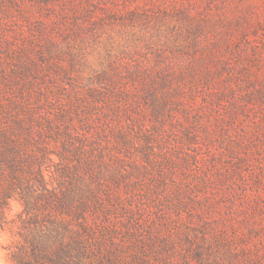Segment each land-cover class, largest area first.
<instances>
[{
    "label": "rangeland",
    "instance_id": "obj_1",
    "mask_svg": "<svg viewBox=\"0 0 264 264\" xmlns=\"http://www.w3.org/2000/svg\"><path fill=\"white\" fill-rule=\"evenodd\" d=\"M23 2L14 17L26 57L42 85L58 89L50 112L64 110L120 159L98 177L142 219L182 214L185 227H205V262L193 264H264V0ZM197 63L193 77L173 75ZM73 94L81 101H69ZM112 173L125 174L126 186L116 187ZM174 187L182 201L194 199L180 214L159 204L157 188ZM21 212L13 201L9 217ZM14 242L0 226V264H13Z\"/></svg>",
    "mask_w": 264,
    "mask_h": 264
},
{
    "label": "trees",
    "instance_id": "obj_2",
    "mask_svg": "<svg viewBox=\"0 0 264 264\" xmlns=\"http://www.w3.org/2000/svg\"><path fill=\"white\" fill-rule=\"evenodd\" d=\"M23 1L0 0V226L15 236L12 263L193 264L192 257L205 262L206 237L201 236L205 227H185L186 219L178 212L194 202L192 197L183 203L179 187L171 194L157 188L163 199L159 204H170L181 216L158 215L157 223L140 218L125 205L122 193L112 191L97 175L102 167L120 164L116 152H106L90 135L81 134L67 121L64 110L50 112L55 105L49 96L58 89L42 85L43 79L35 77L32 57H26L23 42L28 40L14 17L16 12L23 15ZM199 66L183 65L172 72L178 78L193 77ZM161 80L165 85L167 80ZM71 99L81 101V95L73 94ZM118 135L123 139L125 133ZM117 151L122 153L120 148ZM52 167L56 185L46 178ZM164 168L157 173V183L164 184ZM114 173L110 181L116 187L126 186L127 176ZM13 201L22 206L17 221L9 217ZM170 227L177 228L176 233ZM199 238L203 244L196 243Z\"/></svg>",
    "mask_w": 264,
    "mask_h": 264
}]
</instances>
